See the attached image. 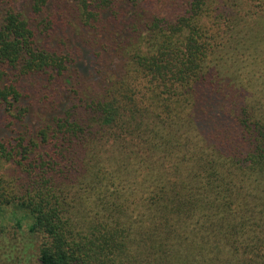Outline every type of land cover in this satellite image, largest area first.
Masks as SVG:
<instances>
[{
    "label": "trees",
    "instance_id": "obj_1",
    "mask_svg": "<svg viewBox=\"0 0 264 264\" xmlns=\"http://www.w3.org/2000/svg\"><path fill=\"white\" fill-rule=\"evenodd\" d=\"M0 111L39 264H264V0H0Z\"/></svg>",
    "mask_w": 264,
    "mask_h": 264
},
{
    "label": "rangeland",
    "instance_id": "obj_2",
    "mask_svg": "<svg viewBox=\"0 0 264 264\" xmlns=\"http://www.w3.org/2000/svg\"><path fill=\"white\" fill-rule=\"evenodd\" d=\"M166 10H169V8ZM166 12H162V15H165ZM143 13L144 16L149 17L145 11ZM141 16H143L142 13L140 14ZM84 62L87 64V57H85ZM30 115L29 119L35 125L37 119L34 117L35 115L37 116V113L31 110ZM15 127L16 125L12 123V119L0 111V138L6 136L7 132H12V128ZM9 166L2 164L0 166L2 173L9 175ZM21 217V213H15L12 208H7L0 213V264H39L38 250L40 239L27 231L26 224Z\"/></svg>",
    "mask_w": 264,
    "mask_h": 264
}]
</instances>
